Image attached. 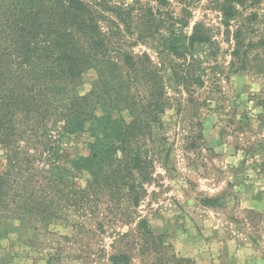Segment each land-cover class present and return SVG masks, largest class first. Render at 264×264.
Returning a JSON list of instances; mask_svg holds the SVG:
<instances>
[{
	"label": "rangeland",
	"instance_id": "374dc122",
	"mask_svg": "<svg viewBox=\"0 0 264 264\" xmlns=\"http://www.w3.org/2000/svg\"><path fill=\"white\" fill-rule=\"evenodd\" d=\"M84 1L102 11L97 23L110 50L120 53L115 61L146 55L163 75L162 127L151 129L156 143L139 141L151 160L149 178L135 175L131 188L118 175L126 153L116 120L131 116L129 95L101 88L87 66L66 96L91 102L80 116L92 119L80 127L74 119L73 127L63 119L38 127L46 145L38 164L54 190L39 192L45 205L27 214L20 235L0 224V264H111L118 253L132 264L159 258L162 264H264V66L259 72L251 62L244 69L231 65L236 22L221 23L216 0ZM254 9L263 15L264 0L243 14ZM197 22L209 29L211 42L192 60L172 55L164 37L170 30L188 35ZM254 31L255 41L264 27ZM187 72L201 76L202 85L185 82ZM29 139L21 151L32 153ZM4 153L0 144V173ZM93 155L102 161L96 164ZM205 197L216 203L203 205ZM140 220L151 233L138 227ZM152 240L158 252H142Z\"/></svg>",
	"mask_w": 264,
	"mask_h": 264
},
{
	"label": "trees",
	"instance_id": "16d2710c",
	"mask_svg": "<svg viewBox=\"0 0 264 264\" xmlns=\"http://www.w3.org/2000/svg\"><path fill=\"white\" fill-rule=\"evenodd\" d=\"M261 2L216 0L221 23L229 28L236 22L230 54L231 65L237 69H244L251 62L259 72L263 71L264 55L260 53L264 51V31L255 41L249 36L260 24L264 27V14L255 9L243 14L246 8ZM100 15V9L84 0H0V144L6 161L5 170L0 173V224H7V232L20 235L27 214L32 216L39 206L45 205L39 192L54 190L38 164L46 150L45 143L38 139V127H46L55 119H63L64 127H73L70 120L74 119V127H80L92 119L89 115L80 116L84 109H91V102L81 104L78 98L66 96L67 87L77 82L87 66L96 70L101 88L110 87L115 96L119 90L129 95L126 100L131 116L120 115L116 120L120 145L126 153L118 175L131 188L135 175L139 181L149 178L151 160L147 149L141 146L144 143L139 141L156 143L151 129L162 127L160 114L166 105V84L161 80L159 67L146 55L134 61L133 56L125 54L122 64L115 61L120 53L107 46L97 23ZM186 24L185 21L182 26ZM208 30L204 23L197 22L188 35L170 30L164 43L175 57L192 60L211 42ZM191 75L187 72L182 79L202 85L201 76L193 79ZM125 108L115 109L122 112ZM28 137L32 153L21 151L20 143ZM91 159L96 164L102 161L98 155ZM201 203L213 206L216 198L205 197ZM138 225L148 232L144 220ZM152 246L153 240L141 250L158 252ZM108 260L111 264H132L124 253L111 255ZM148 264H162L161 258Z\"/></svg>",
	"mask_w": 264,
	"mask_h": 264
}]
</instances>
